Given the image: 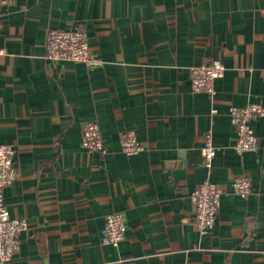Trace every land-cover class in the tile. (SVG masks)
Instances as JSON below:
<instances>
[{"label":"crops","instance_id":"0c3cea01","mask_svg":"<svg viewBox=\"0 0 264 264\" xmlns=\"http://www.w3.org/2000/svg\"><path fill=\"white\" fill-rule=\"evenodd\" d=\"M0 14V144L18 169L4 194L28 223L9 264H264V117L258 149L240 155L229 113L264 107V0H17ZM77 27L101 66L46 59L48 32ZM212 60L226 67L215 94L193 92L192 69ZM90 121L105 155L82 146ZM126 131L141 152L123 153ZM242 176L248 197L233 193ZM206 180L226 193L201 235L190 196ZM113 213L118 246L102 241Z\"/></svg>","mask_w":264,"mask_h":264},{"label":"built area","instance_id":"2783aa9c","mask_svg":"<svg viewBox=\"0 0 264 264\" xmlns=\"http://www.w3.org/2000/svg\"><path fill=\"white\" fill-rule=\"evenodd\" d=\"M17 0H0V8L11 7ZM0 14V34L2 32ZM4 50L0 49V56ZM46 59L55 63L65 61L85 64L88 68L102 65V60L91 50L86 32L80 28L62 30L52 29L46 39ZM226 67L221 60H212L195 67L191 71L192 90L195 93L215 94V81L224 77ZM215 114L216 111H213ZM230 117L236 128L237 138L235 150L243 155L258 149L259 140L252 123L264 117V107L260 104H250L246 107H231ZM124 154L135 155L143 150L134 131L123 132L120 136ZM82 146L90 152L106 154L104 139L100 126L95 121L85 123L83 127ZM218 149L208 132L204 137L201 149L203 164L211 169ZM17 150L12 145L0 144V264H9L21 245L20 235L28 228L26 220L12 217L5 201L4 191L18 179L16 164ZM233 193L248 197L253 193V184L246 177H238L233 183ZM226 189L209 180L203 182L191 193L193 204L192 222L201 235H208L214 230L221 209V201ZM126 220L122 213H113L106 217L102 241L104 245L118 246L125 240Z\"/></svg>","mask_w":264,"mask_h":264}]
</instances>
